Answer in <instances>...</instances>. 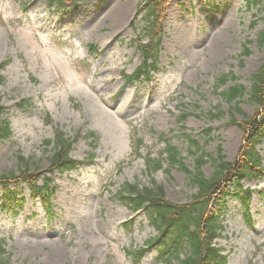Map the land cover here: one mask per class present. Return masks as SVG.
<instances>
[{"label":"rangeland","instance_id":"rangeland-1","mask_svg":"<svg viewBox=\"0 0 264 264\" xmlns=\"http://www.w3.org/2000/svg\"><path fill=\"white\" fill-rule=\"evenodd\" d=\"M29 1L22 10L18 0H0V64L7 63L0 71L6 108L0 119L12 128L0 140V175L17 169L19 154L34 157L47 171L51 153L43 143L55 128L75 138L71 156L78 162L53 175L52 215L26 184L10 185L25 201L13 216L0 198L4 256L10 264H136L125 248L142 246L156 230L146 212H134L116 193L126 183L152 186V180L174 202L196 192L178 166L164 162L148 172L146 158L161 154L164 139L190 165L194 156L185 133L213 155L221 146L228 160L236 157L243 132L230 122L231 104L216 84L221 74L233 72L250 87L264 63L258 40L264 0H173L164 22L161 70L150 81L127 85L124 76L141 62L133 39L141 31L136 6L142 0H77L66 9ZM240 106L253 114L249 101L240 100ZM218 109L224 115L212 118ZM206 127L212 129L210 142L202 134ZM258 149L264 157V143ZM204 170L211 174L213 164ZM243 184L254 191L251 216L240 197H227L221 204L226 229L216 246L228 264H264V178ZM157 254L149 251L139 264H166Z\"/></svg>","mask_w":264,"mask_h":264},{"label":"trees","instance_id":"trees-1","mask_svg":"<svg viewBox=\"0 0 264 264\" xmlns=\"http://www.w3.org/2000/svg\"><path fill=\"white\" fill-rule=\"evenodd\" d=\"M62 3L63 0H51ZM249 5H260L262 0H246ZM171 0H142L136 9L141 14L143 25L139 35L133 40L141 53L142 62L132 75L124 76L127 82L149 79L153 71H159L163 23L167 17L168 4ZM135 29L138 28L133 23ZM147 40H144V39ZM259 44L264 45V29L259 32ZM94 49V45L91 46ZM250 54V49L245 48ZM3 79L0 75V81ZM232 79V84H229ZM232 73L221 74L217 79V90L231 104V121L243 131L240 149L233 160H228L221 146L213 155L204 149L199 140L185 135L189 141V153L194 156L192 165L186 163L182 151L169 139H164L165 149L158 157L146 158L150 174L161 169L164 162L170 167L178 166L188 176L189 182L196 188L185 202H174L166 198L163 186L152 180V186L141 187L139 182L126 183L117 194L133 210L147 212L150 223L157 230L155 236L145 241L144 247H128L126 253L134 263H139L147 248H158L159 259L166 264H227L228 256L215 245V239L225 230L221 214V204L228 196L240 197L245 207H250L253 190L244 187V180L264 178V158L258 146L264 142V63L252 76L250 87L238 82ZM246 97V99H244ZM240 100H247L254 105L253 114L244 112ZM1 101V99H0ZM5 107L0 104V114ZM224 111L218 109L213 117H221ZM241 115V117H239ZM187 116H183L185 120ZM241 119V120H240ZM241 121V122H239ZM11 134L9 122L0 119V138L6 139ZM91 134H94L91 132ZM207 142L212 139L211 128L205 130ZM164 138V137H162ZM141 142V140H140ZM74 139L59 128L53 140L48 139L44 146L49 156L50 172L65 171L75 168L76 161L71 156ZM52 145V146H51ZM140 148V147H138ZM17 169L0 175V191L3 204L12 214H17L15 207H22L24 198H18L12 183H26L34 198H40L43 205L51 210L52 180L43 174L40 163L34 157L18 156ZM211 162L213 171L206 174L204 166ZM43 180L41 184L40 181ZM248 216L249 213H248ZM132 222V221H131ZM129 223L127 222L126 225ZM5 250L0 246V264H8L4 257Z\"/></svg>","mask_w":264,"mask_h":264},{"label":"bare ground","instance_id":"bare-ground-1","mask_svg":"<svg viewBox=\"0 0 264 264\" xmlns=\"http://www.w3.org/2000/svg\"><path fill=\"white\" fill-rule=\"evenodd\" d=\"M189 31H190V29L188 28V34H190V32H189Z\"/></svg>","mask_w":264,"mask_h":264}]
</instances>
